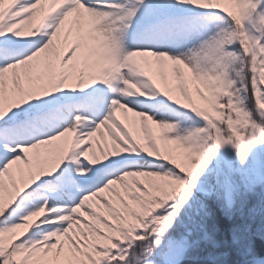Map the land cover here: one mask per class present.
Instances as JSON below:
<instances>
[{
    "label": "snow or ice",
    "instance_id": "6c2138e0",
    "mask_svg": "<svg viewBox=\"0 0 264 264\" xmlns=\"http://www.w3.org/2000/svg\"><path fill=\"white\" fill-rule=\"evenodd\" d=\"M0 264H264V0H0Z\"/></svg>",
    "mask_w": 264,
    "mask_h": 264
}]
</instances>
